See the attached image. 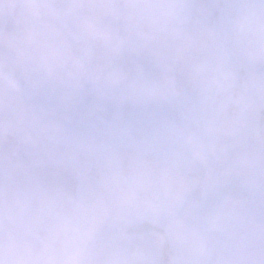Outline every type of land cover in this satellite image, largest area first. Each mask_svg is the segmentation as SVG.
<instances>
[{"label":"clouds","instance_id":"9594fccd","mask_svg":"<svg viewBox=\"0 0 264 264\" xmlns=\"http://www.w3.org/2000/svg\"><path fill=\"white\" fill-rule=\"evenodd\" d=\"M0 264H264V0H0Z\"/></svg>","mask_w":264,"mask_h":264}]
</instances>
